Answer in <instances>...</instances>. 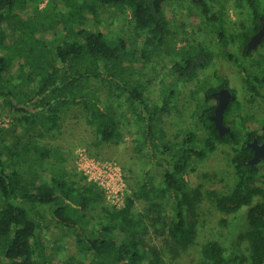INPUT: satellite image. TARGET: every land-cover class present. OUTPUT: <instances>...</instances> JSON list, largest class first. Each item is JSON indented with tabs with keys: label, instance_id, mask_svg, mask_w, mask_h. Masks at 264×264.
Instances as JSON below:
<instances>
[{
	"label": "trees",
	"instance_id": "trees-1",
	"mask_svg": "<svg viewBox=\"0 0 264 264\" xmlns=\"http://www.w3.org/2000/svg\"><path fill=\"white\" fill-rule=\"evenodd\" d=\"M15 1L0 0V48L6 50L0 55V116L10 121L0 126V264H167L193 242L204 199L215 208L221 226L226 225L228 215L247 207L246 227L238 233L239 240L246 243L245 254L229 261L222 243L207 239L194 264H264V158L250 165L247 161L252 150L246 145L253 135L264 132V116L243 113L241 102L229 88L232 96L223 112V124L233 137H220L210 119L216 102L210 93L228 87V81L214 71L212 78L218 82L195 80L187 92L195 125L186 134L176 130L169 137L160 125L169 116L168 92L162 94L160 89V99L150 102L145 96L149 81L134 86L126 78V71L139 73L133 67L138 57L144 66L168 43L174 25L164 6L171 0H70V9L56 17L55 23L64 26L83 9L93 28L83 26L86 18L82 13L75 28L64 26L63 38L45 42L34 36L38 31L33 30L43 27L37 18L30 33L18 30L19 34L6 42L3 28ZM192 3L205 23L212 25L221 17L211 13L203 0ZM235 5L245 10V21L240 20L238 28L231 30L223 23L215 37L221 55L238 70L250 94L248 100L264 99V37L256 48L246 47L261 27L260 17L264 19L260 0H237ZM98 7L129 13L141 43L134 57H125L126 65L121 63L125 42L120 35L100 30ZM181 40L179 47L172 45L177 58L169 67L177 77V86L196 78L197 71L214 58L203 42ZM12 48L16 49L11 60L8 53ZM14 58L17 66L15 73H10ZM103 95L105 100L125 96L123 111L135 127L133 145L130 151L127 148L131 171L137 170L140 158L162 168L158 184L148 171L138 175L119 206L104 201L102 190L83 175L75 180L67 177L64 169L45 168L50 158L56 162L64 158L61 147L50 141L71 117L87 128L78 142L91 157L99 159L106 145L120 139L116 121L100 103ZM121 115L125 113L121 111ZM252 118L260 131L246 129V121ZM220 145L226 146L230 186L220 192L203 189L201 183L190 185L186 177L193 172L194 161L204 159ZM141 201L144 204L139 207ZM166 203L172 210L167 219L162 212ZM50 228L59 230V236L46 235ZM152 236L158 238V244L150 241Z\"/></svg>",
	"mask_w": 264,
	"mask_h": 264
},
{
	"label": "rangeland",
	"instance_id": "rangeland-1",
	"mask_svg": "<svg viewBox=\"0 0 264 264\" xmlns=\"http://www.w3.org/2000/svg\"><path fill=\"white\" fill-rule=\"evenodd\" d=\"M24 1L25 0H16L13 7L8 9L7 21L3 28L7 36L6 42L19 34L18 30H25L30 33L34 28L33 23L35 21L37 22V18L38 22H41L43 27L38 25V29L34 28L35 30L33 31H38L34 36L45 42L63 38L64 26L69 24L75 28L76 22L79 21L78 18L82 16V13L86 18V20L83 21V26L85 28L94 27L91 17L88 16V13L83 9L82 13L77 12L73 14V19L67 20L68 22L67 24L64 23V26L60 21H58L59 23L57 22V24L55 23L56 17H61V14L63 15L70 9L68 7V2L70 0H26L25 3ZM203 1L209 7L211 13L219 14L221 17L210 25L203 22V18L196 7H194L192 0H171L167 2L164 6L165 12L167 13L166 16L170 23L174 25V32L170 35L168 43H165L160 47L161 49L151 55L144 66L141 62L142 59L138 57L139 52L136 53L138 62L135 61L133 67L136 71L138 70L139 73L134 75V72L126 71V78L131 80V85H144L149 81L145 96L150 102H156L160 99L163 90L168 92V96L171 99L169 116L164 118V122L160 125L165 129L169 137H173V133H175L176 130L181 131L182 134H186V132L191 130L195 125L194 118L190 114V107L188 106L190 99L187 96V92L194 86L195 80L198 81L199 79L207 78L205 80L214 83L218 82V78H212L214 71H216L218 75H224L227 78L228 88L235 92V98L242 104L243 113H247L248 115L252 114L255 118L264 116V99L257 96L252 101L248 100L250 94L245 91L238 70L230 61L226 60L221 55L215 37V31L219 30L220 27L223 26V23L228 30L238 28V22L240 20L245 21V10L236 7L235 3L237 0ZM260 9L264 13V0H260ZM97 10L100 13L101 19L99 25L100 30L112 33L113 35H120L121 38H123L125 42L122 52L124 62L121 63L126 65L127 59L125 57L127 55L130 58L134 57V51L138 49L141 43V38L135 34V30L128 19L129 13L112 11L110 8L104 11L100 9V7H98ZM57 12H59V14ZM181 39L191 43L195 40L203 42L213 51L214 58L208 66L197 71L196 78H192L185 84H182L180 81L179 86H177L178 83L174 82L177 77L175 73H171L169 67L174 59L177 58L176 53L171 51L173 49L172 45L174 44L175 47H179L183 43ZM15 49L12 48L8 53L11 60L15 53ZM5 51L6 50L3 48H0V55ZM16 59L17 58H14V61L10 64L12 70L10 73H15L14 69H16L18 62ZM178 88L180 89L178 90ZM160 89L161 93L159 92ZM100 97V103L105 105L104 107L107 108L110 116L116 121V130L121 131L122 136L115 144L110 143L106 145L99 159L114 161L124 170L122 173H124L128 191L129 188L133 186V182L138 178V175H144L143 173L146 171L149 172L154 183L158 184L161 180L162 168L153 165L148 159H138L135 164L137 170L131 171L132 161L128 155V150L130 151L131 148L129 147L133 145V137L135 136L133 129L135 127L132 123L128 122L129 116L126 110L124 109L123 111L125 96H122L119 100H117L119 97L115 98L108 96L107 100H105L104 95ZM117 103H120L121 107L118 108L119 104ZM121 111L125 113V116L121 115ZM8 121L9 118L5 115L2 114L0 116V126H7ZM245 125L247 130L260 131V125L254 118L247 120ZM86 129L87 128L84 125L81 126L79 121L75 118L71 117L70 120H67L61 133L57 134L56 138L50 141V144L61 147V150H59L63 153L64 158L60 160V162H56L53 160L54 158H50L48 160L49 165L45 166V168L64 169V171L68 173L66 176L70 179L76 180L80 178L82 174L77 169L75 151L79 147L78 139L81 134L85 133ZM226 155V146L220 145L204 159L195 160L193 172L190 176L186 177L189 184L195 185L196 183H201L203 189H214L216 191L225 192L231 184V167L228 165ZM162 156L164 155L162 154ZM166 159H168V156H166ZM104 201L106 200L104 199ZM143 204L144 202L141 201L138 203V206L140 207ZM246 208V206H242L236 212L228 215L226 225L221 226L217 223L218 213L215 208L207 200H202L199 206V224L193 242L189 244L186 249L182 250L174 260H167V264H194L200 256V245L207 239H216L220 241L229 261L236 255L245 254L246 243L243 240H239L238 233L244 231L246 227L244 219ZM162 212L166 219L171 217L172 210L169 203L164 205ZM46 215L49 216L48 211ZM59 234V230L56 231L55 228H50V230L46 232V235L50 237L59 236ZM149 239L152 243H159L158 238L154 236Z\"/></svg>",
	"mask_w": 264,
	"mask_h": 264
},
{
	"label": "built area",
	"instance_id": "built-area-1",
	"mask_svg": "<svg viewBox=\"0 0 264 264\" xmlns=\"http://www.w3.org/2000/svg\"><path fill=\"white\" fill-rule=\"evenodd\" d=\"M78 171L103 192L107 203L119 206L128 192L121 167L114 161L89 156L82 148L75 151Z\"/></svg>",
	"mask_w": 264,
	"mask_h": 264
},
{
	"label": "water",
	"instance_id": "water-1",
	"mask_svg": "<svg viewBox=\"0 0 264 264\" xmlns=\"http://www.w3.org/2000/svg\"><path fill=\"white\" fill-rule=\"evenodd\" d=\"M260 19L261 27L248 39L246 46L247 50L256 48L264 37V19L261 17ZM210 95L217 100L210 119L213 121L218 135L222 137L227 133L233 137V133L229 127L223 124V112L230 101L232 91L227 86L223 85L220 89L212 91ZM246 145L253 150V156L247 161L250 165L253 166L258 160L264 158V137L260 143H258L257 138L254 137L248 141Z\"/></svg>",
	"mask_w": 264,
	"mask_h": 264
},
{
	"label": "flooded vegetation",
	"instance_id": "flooded-vegetation-1",
	"mask_svg": "<svg viewBox=\"0 0 264 264\" xmlns=\"http://www.w3.org/2000/svg\"><path fill=\"white\" fill-rule=\"evenodd\" d=\"M225 86H226V85H225ZM221 87H222V86H221ZM221 87H220V88H221ZM220 88H219V89H220ZM217 90H218V89H217ZM216 103H217V100H216L215 104H216ZM225 134H227V133H225ZM254 137H256V138H257V142L260 143V142L262 141V138L264 137V132H262V134L259 135V136H257V135H253L252 138H254ZM252 156H253V150H252Z\"/></svg>",
	"mask_w": 264,
	"mask_h": 264
},
{
	"label": "crops",
	"instance_id": "crops-1",
	"mask_svg": "<svg viewBox=\"0 0 264 264\" xmlns=\"http://www.w3.org/2000/svg\"><path fill=\"white\" fill-rule=\"evenodd\" d=\"M123 170V169H122Z\"/></svg>",
	"mask_w": 264,
	"mask_h": 264
}]
</instances>
